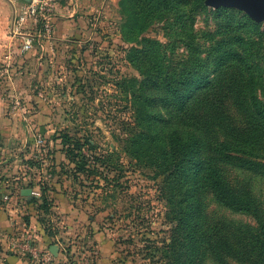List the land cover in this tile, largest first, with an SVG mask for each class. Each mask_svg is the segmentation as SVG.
Returning a JSON list of instances; mask_svg holds the SVG:
<instances>
[{"label":"rangeland","instance_id":"rangeland-1","mask_svg":"<svg viewBox=\"0 0 264 264\" xmlns=\"http://www.w3.org/2000/svg\"><path fill=\"white\" fill-rule=\"evenodd\" d=\"M91 8L60 17L74 24L64 38L46 40L26 55L10 46L0 61V211L14 205L5 197L20 195L15 186L43 197L37 207L17 201L28 213V228L16 226V235L0 238V264H17L26 254L14 245L27 237L49 264H169L178 246L173 203L179 197L166 191L176 186L167 171L131 155V139L148 131L137 120L141 104L167 120L165 133L193 134L237 198L251 200L252 211L241 214L205 196L209 236L199 264H251L242 262L241 246L264 235V123L250 119L241 100L224 103L235 69L212 76L215 85L176 119L159 92H147L146 73L190 67L196 50L206 59L221 39L218 30L230 24L261 49L262 86L264 20L235 7L213 8L207 0H101ZM219 9L225 11L217 19ZM247 124L250 140L244 142ZM218 236L228 241L223 248Z\"/></svg>","mask_w":264,"mask_h":264},{"label":"trees","instance_id":"trees-1","mask_svg":"<svg viewBox=\"0 0 264 264\" xmlns=\"http://www.w3.org/2000/svg\"><path fill=\"white\" fill-rule=\"evenodd\" d=\"M202 7L206 9L203 2ZM158 10L159 8L155 12ZM224 11V9L214 11L216 18H222ZM58 21V18L54 19V29ZM249 22L257 27L255 22ZM233 29L232 25L227 24L218 30L216 35L221 39L213 45L206 59H202L201 51L196 50L190 67L178 72L171 71L170 74H162L154 70L146 73L147 92L152 94L154 90L159 92L165 104L164 107L175 119L183 114L189 103L198 96H202L205 89L215 85L216 79L213 80L212 76L231 68L235 71L227 86H224V103L228 102L230 105L236 100H241L250 119L264 123V84L260 86L261 67L257 65L261 49L255 48L257 44L253 40L244 34L234 32ZM259 36L261 42L264 32L259 33ZM140 53L145 57L148 55L146 51H140ZM210 66H213L212 70ZM259 91L262 94H259ZM141 105L147 108L145 104ZM145 108L140 110L137 120L139 126H147L148 131L135 135L131 139V155L139 161L142 157L146 158L151 166L158 171H167L171 179L175 180V187L165 189L170 196L172 194L176 199L179 197V202L173 203V214L177 218L175 243H178V246L175 248L179 247V250L176 252L177 249H174L173 256L168 258L169 264H199L208 231L204 215L205 196L210 194L222 207L241 214L252 211L251 200L237 198V192L223 182L220 172L215 171L210 162L203 157L200 142L193 134L188 131V139H184L176 131L165 133L164 126L167 120L162 122L163 116L153 115ZM158 121L162 122V125L155 127L154 124ZM248 131L247 124L242 131L244 142L250 140L247 138ZM227 147L230 148V146ZM213 229L212 236L217 237L218 225H215ZM226 242H228L226 239L220 238L222 248ZM241 251L244 252L241 257L242 262L253 260L251 264H264V235L257 233L254 240L253 236H250V242L242 245Z\"/></svg>","mask_w":264,"mask_h":264},{"label":"crops","instance_id":"crops-1","mask_svg":"<svg viewBox=\"0 0 264 264\" xmlns=\"http://www.w3.org/2000/svg\"><path fill=\"white\" fill-rule=\"evenodd\" d=\"M18 4H19V0H0V61L3 60L4 53L7 52L10 46H12L13 48L16 47L17 49H19V46H20L19 40L13 39V37L9 36V33H10L9 29L11 30L12 21L14 17V7L18 6ZM83 4H86L87 6L82 7ZM100 4H101V0H63L60 4L58 14H57V18L59 20L55 27V31L57 35L54 34V36L64 38L66 34H69L73 31V27H74L73 20H70V21H66L64 19L61 20L60 17L73 18L75 15L77 14L79 15L78 10L82 12L81 8H84L83 10H86L87 8H91V7H92L91 9H98ZM55 37H54V41L56 39ZM6 125H7L6 129H8V127H10V124L6 123ZM7 135L8 134L5 133L4 138ZM15 188H18L17 193L20 194L18 197H14V198L11 197L10 199L8 197H5V199L7 198L8 201H10V203L13 202L14 205L8 204L5 209L2 208L1 209L2 211H0V238L1 240H3L4 237H7L8 235H10V233H13V235H16L17 232H13V230H16L19 232L16 226H20L21 228H23L22 230H26L28 228V223L24 222L26 221L24 220L26 219L24 218V216L27 215L28 213L26 212L24 213V211H22L16 206V204L18 203L17 201L19 199L21 200L24 199L25 201L23 200V202H26V204L28 203L29 205L31 204V206L35 205L36 207H37L36 203L41 202V200H43L40 193L35 189H31L32 196L30 198H27L22 195V191L25 190V188H19L18 186H15ZM33 198L38 199V200H34ZM30 218L33 219L32 216ZM34 226L36 225L34 224ZM17 236H20L17 238H21L22 234L21 235L18 234ZM7 238L10 239L9 237ZM23 257L20 256L18 260H16L17 264H30L28 263L29 260L25 258L28 256L24 255ZM28 258L31 259L30 257ZM31 262L35 263L32 261V259H31Z\"/></svg>","mask_w":264,"mask_h":264},{"label":"built area","instance_id":"built-area-1","mask_svg":"<svg viewBox=\"0 0 264 264\" xmlns=\"http://www.w3.org/2000/svg\"><path fill=\"white\" fill-rule=\"evenodd\" d=\"M62 1L19 0L10 36L20 41L19 52L21 55L35 51L37 47L43 48L46 40L54 39V19L57 18ZM42 142L43 140L40 138L39 143L42 144ZM14 246L18 249L22 247L25 256L30 257L36 264H49L50 257L41 248L34 245L31 237H27L23 244L17 242Z\"/></svg>","mask_w":264,"mask_h":264},{"label":"water","instance_id":"water-1","mask_svg":"<svg viewBox=\"0 0 264 264\" xmlns=\"http://www.w3.org/2000/svg\"><path fill=\"white\" fill-rule=\"evenodd\" d=\"M207 5L213 8L220 6L239 8L257 20H264V0H207ZM22 195L30 198L32 190L25 189L22 191Z\"/></svg>","mask_w":264,"mask_h":264}]
</instances>
